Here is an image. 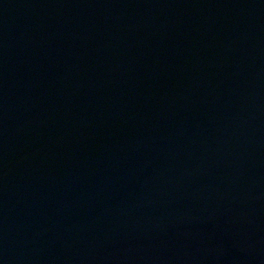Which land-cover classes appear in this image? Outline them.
Segmentation results:
<instances>
[{
	"label": "water",
	"instance_id": "obj_1",
	"mask_svg": "<svg viewBox=\"0 0 264 264\" xmlns=\"http://www.w3.org/2000/svg\"><path fill=\"white\" fill-rule=\"evenodd\" d=\"M0 264H264V0H0Z\"/></svg>",
	"mask_w": 264,
	"mask_h": 264
}]
</instances>
